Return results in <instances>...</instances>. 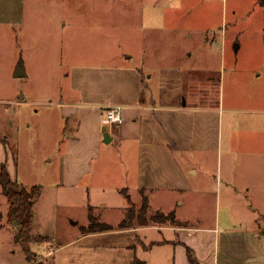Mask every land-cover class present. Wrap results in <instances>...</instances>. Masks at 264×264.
I'll use <instances>...</instances> for the list:
<instances>
[{
    "label": "rangeland",
    "instance_id": "obj_1",
    "mask_svg": "<svg viewBox=\"0 0 264 264\" xmlns=\"http://www.w3.org/2000/svg\"><path fill=\"white\" fill-rule=\"evenodd\" d=\"M10 1L0 0V167L9 158L19 168V186L47 184L41 199L34 202V211L43 215L48 231L56 232L60 244H55V248L82 232L81 227L69 223L70 217L84 223L90 213L89 205L101 221L114 225L111 229L114 232L126 217L123 199H118L115 188L88 187L100 181L109 186L117 184L116 145L111 152L104 153L107 159L101 166H107L106 176H91L81 184L89 188L86 197L83 193L75 197L63 191L55 195L48 187L53 178L47 172L57 168L59 153L69 134L60 107L53 105L59 101L54 97L59 86L56 91L53 89L62 79L64 87L70 86L65 73L70 72L74 62H143L149 54L155 57L154 62L157 58L158 62L183 66L187 81L197 77L202 82L198 84L201 88L210 82L216 84L213 90L219 92L221 78L227 106L233 101H246L241 96L232 100L231 88L243 92L242 96L248 86L263 92L261 82L255 85L249 81L257 71L264 70L263 0H15L20 9L24 6L20 27H14L16 38L11 35L8 23ZM129 55H133L131 61ZM20 63L28 68L27 74L16 75ZM186 83L189 86L191 82ZM23 93L28 95V101L36 99L34 103L22 100ZM215 94L211 98L214 103L219 99L218 93ZM200 164L204 168L199 180L202 185L184 196L186 202L179 214L188 215L195 225H212L220 213L217 199L225 182L222 183L217 156H207ZM99 168L98 164L97 172ZM132 196L138 203L137 215L143 201L138 191L132 192ZM9 207L10 201L0 184V256L8 255L3 251L14 242L10 234L4 233L12 224ZM221 209L224 214L222 206ZM152 212L149 210L147 215ZM231 214L234 220L244 222L251 215L249 212L247 216L244 210ZM257 214L260 222H264L263 214ZM128 240L127 235L114 233L100 242L73 243L61 249L58 261L60 264H142L139 258L146 260L145 264L160 259L169 261L170 245L148 250L138 245L136 251L128 246Z\"/></svg>",
    "mask_w": 264,
    "mask_h": 264
},
{
    "label": "crops",
    "instance_id": "obj_2",
    "mask_svg": "<svg viewBox=\"0 0 264 264\" xmlns=\"http://www.w3.org/2000/svg\"><path fill=\"white\" fill-rule=\"evenodd\" d=\"M8 9L11 35L16 38L14 27H20L24 6L20 9L12 0ZM262 40L264 44V28ZM153 58L148 54L143 62H74L70 72L65 73L70 86L64 87L63 79L57 81L53 90L59 86L54 96L59 101L51 104L60 107V115L67 123L65 131L69 134L59 153L57 168L47 172L53 178L48 187L55 195L63 191L75 197L81 193L86 197L91 186L97 190L115 188L118 199H123L126 215L130 205L123 190L135 204L138 203L132 192L138 191L141 202L143 195H147L151 211H174L177 222L135 224L115 232H85L83 227L89 224L90 213L82 224L77 217L71 216L69 223L81 227L82 232L55 248V244H60L56 232L48 231L44 226L45 218L36 214L34 205V252L41 259L60 264V251L65 246L81 241L100 242L108 235L122 233L129 239L128 246L136 251L138 245L146 250L170 245L169 261L160 259L151 264H193L189 258L190 249L203 264H264V222H260L257 214L260 212L264 216V70L257 71L249 80L255 85L261 82L262 93L248 86L242 96L243 92L231 88L232 100L241 96L246 101H233L227 106L222 96L225 86L221 78L219 92L217 88L213 90L216 84L210 82L201 88L198 84L202 82L197 77L187 81L183 66L158 62L157 58L154 62ZM235 69L236 66L233 71ZM21 71L28 72L23 63ZM186 82L191 83L187 86ZM215 93L219 99L214 103L211 98ZM27 99L28 95L23 93L22 100L29 103L32 100ZM116 104L123 106L122 122L108 126L104 123L103 109ZM103 125L108 126L110 142L104 139ZM113 145L118 147L117 184L109 186L100 181L93 185L86 183L89 188L82 186L91 176H106L107 166L101 164L107 159L105 150L111 152ZM213 155L217 156L218 167L223 173L222 183L225 182L217 199L220 213L212 225H195L188 215L179 214V211L186 202L184 196L202 185L199 182L201 170L204 171L201 161ZM12 162L8 158L5 164L11 179L19 182V168ZM33 185L25 186L31 188ZM46 185L41 184V196ZM221 206L224 214H221ZM10 208L11 205L9 217ZM235 210H244L247 216L250 212V220H234L231 213ZM11 222L13 225L9 224L4 233L10 234L14 242L3 251L9 254L0 256V264H32L17 240L19 227L10 218ZM15 243L20 246L15 247ZM139 260L142 264L147 262Z\"/></svg>",
    "mask_w": 264,
    "mask_h": 264
},
{
    "label": "trees",
    "instance_id": "obj_3",
    "mask_svg": "<svg viewBox=\"0 0 264 264\" xmlns=\"http://www.w3.org/2000/svg\"><path fill=\"white\" fill-rule=\"evenodd\" d=\"M0 184L2 185L3 191L10 201V218L16 221L19 227L17 240L21 244L28 261L32 264H54L53 262L41 259L32 248V223L34 216L33 206L35 200L42 193V186L39 184L33 185L31 188H28L25 185L19 186L18 181H13L11 179L5 163L1 164L0 167ZM123 194L127 198L130 206L128 208L126 217L120 222V228L130 227L135 224L148 225L152 222H177L174 211L167 213L157 210L148 216L147 213L150 210V203L147 195H143L142 209L137 215H135V203L126 190H123ZM113 228V224L101 221L94 214L93 208L90 207V223L89 225L83 227L85 232L106 231ZM189 258L193 264H203L194 256V253L191 249Z\"/></svg>",
    "mask_w": 264,
    "mask_h": 264
},
{
    "label": "built area",
    "instance_id": "obj_4",
    "mask_svg": "<svg viewBox=\"0 0 264 264\" xmlns=\"http://www.w3.org/2000/svg\"><path fill=\"white\" fill-rule=\"evenodd\" d=\"M104 123L109 126L118 125L123 119V106L120 104L105 107L103 109Z\"/></svg>",
    "mask_w": 264,
    "mask_h": 264
},
{
    "label": "water",
    "instance_id": "obj_5",
    "mask_svg": "<svg viewBox=\"0 0 264 264\" xmlns=\"http://www.w3.org/2000/svg\"><path fill=\"white\" fill-rule=\"evenodd\" d=\"M21 67H22V63H20L17 66L16 75L25 74V72L21 71ZM103 131H104V139H105V141L106 142H110L111 141V136H110V133L107 130V127H104Z\"/></svg>",
    "mask_w": 264,
    "mask_h": 264
}]
</instances>
